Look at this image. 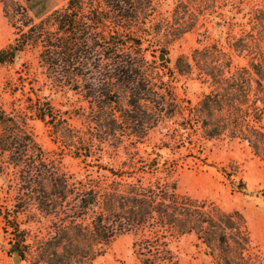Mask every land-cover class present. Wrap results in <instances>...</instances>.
<instances>
[{
    "label": "trees",
    "instance_id": "1",
    "mask_svg": "<svg viewBox=\"0 0 264 264\" xmlns=\"http://www.w3.org/2000/svg\"><path fill=\"white\" fill-rule=\"evenodd\" d=\"M164 2L68 0L35 20L1 0L13 38L0 67L33 56L4 81L9 106L0 100V225L19 264H93L125 234L139 264H180L188 235L214 264H264L240 209L177 183L189 159L207 164L208 144L245 143L264 161V0ZM200 29L205 40L171 66L170 47ZM179 77L207 90L193 103ZM32 120L56 149L37 142ZM65 155L84 171L64 170ZM222 171L245 190L237 169Z\"/></svg>",
    "mask_w": 264,
    "mask_h": 264
},
{
    "label": "rangeland",
    "instance_id": "2",
    "mask_svg": "<svg viewBox=\"0 0 264 264\" xmlns=\"http://www.w3.org/2000/svg\"><path fill=\"white\" fill-rule=\"evenodd\" d=\"M26 7L31 17L39 20L54 9L65 5L68 0H20ZM172 0H166L162 10H170ZM240 20L239 17L236 18ZM4 38L1 48L6 46L13 38V28L4 17ZM211 39L220 37L216 27L207 25ZM204 29L186 33L175 42L169 50L170 65L173 66L177 57L181 54L190 55L198 46V39L205 40L202 36ZM31 54L21 55L13 65L0 67V100L9 106L11 97L5 93L4 81L14 75V71L21 63L32 59ZM236 62H239L237 59ZM178 91L185 93L193 103L198 101L207 88L192 78L179 77ZM54 104L59 106L62 98L54 96ZM30 129L37 142L45 150L56 149L50 140L46 128L38 120L29 121ZM107 154L103 158L105 165L111 167V151L106 148ZM207 164L201 165L200 161L188 160V163L177 176L179 190L195 198L209 199L223 204L227 208H238L246 216L253 241L257 245L260 254L264 258V246L260 238L264 239V161L255 156L245 143L238 141H223L207 145ZM61 164L64 170L71 173L83 172V164L78 159L65 155ZM222 169L228 172L237 169V177L245 182V190L239 192L236 185L223 174ZM5 175L0 174V191L5 186ZM1 195V192H0ZM133 235L125 234L116 238L106 252L98 257L93 264H139L132 253ZM180 264H214L210 256L206 254L204 245L197 242L193 235H188L176 244ZM0 264H15L12 257V245L0 225Z\"/></svg>",
    "mask_w": 264,
    "mask_h": 264
},
{
    "label": "crops",
    "instance_id": "3",
    "mask_svg": "<svg viewBox=\"0 0 264 264\" xmlns=\"http://www.w3.org/2000/svg\"><path fill=\"white\" fill-rule=\"evenodd\" d=\"M4 32H5V27H4V15H3V9H2V3L0 0V44L2 43V40L4 38ZM1 48V46H0ZM261 231H264V226L261 228ZM260 243L264 246V239L260 238Z\"/></svg>",
    "mask_w": 264,
    "mask_h": 264
},
{
    "label": "water",
    "instance_id": "4",
    "mask_svg": "<svg viewBox=\"0 0 264 264\" xmlns=\"http://www.w3.org/2000/svg\"><path fill=\"white\" fill-rule=\"evenodd\" d=\"M163 58H164L163 56L160 57L161 60H163ZM13 262H14L15 264H19V263L21 262L20 257H19L18 255H15V256L13 257Z\"/></svg>",
    "mask_w": 264,
    "mask_h": 264
}]
</instances>
